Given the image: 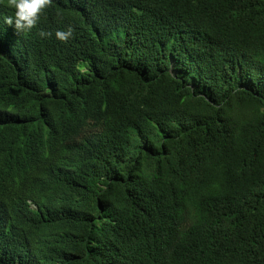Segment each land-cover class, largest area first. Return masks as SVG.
I'll return each instance as SVG.
<instances>
[{
  "label": "trees",
  "instance_id": "1",
  "mask_svg": "<svg viewBox=\"0 0 264 264\" xmlns=\"http://www.w3.org/2000/svg\"><path fill=\"white\" fill-rule=\"evenodd\" d=\"M11 13L0 264H264V0Z\"/></svg>",
  "mask_w": 264,
  "mask_h": 264
},
{
  "label": "clouds",
  "instance_id": "2",
  "mask_svg": "<svg viewBox=\"0 0 264 264\" xmlns=\"http://www.w3.org/2000/svg\"><path fill=\"white\" fill-rule=\"evenodd\" d=\"M50 0H7L8 6L12 9L11 15L3 17L4 24L13 28L16 32H28L37 25ZM73 29L69 25L63 29H56L54 37L60 42H66L72 37ZM38 35L46 38L53 33L39 30Z\"/></svg>",
  "mask_w": 264,
  "mask_h": 264
}]
</instances>
